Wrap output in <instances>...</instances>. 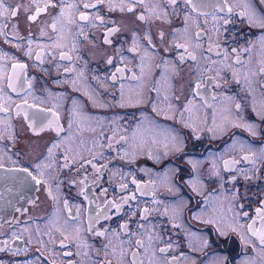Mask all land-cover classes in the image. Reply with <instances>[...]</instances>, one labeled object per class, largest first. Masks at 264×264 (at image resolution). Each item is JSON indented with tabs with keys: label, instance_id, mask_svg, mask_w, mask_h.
Masks as SVG:
<instances>
[{
	"label": "flooded vegetation",
	"instance_id": "af4514ba",
	"mask_svg": "<svg viewBox=\"0 0 264 264\" xmlns=\"http://www.w3.org/2000/svg\"><path fill=\"white\" fill-rule=\"evenodd\" d=\"M196 2L5 0L0 264H264V3Z\"/></svg>",
	"mask_w": 264,
	"mask_h": 264
},
{
	"label": "snow or ice",
	"instance_id": "6c2138e0",
	"mask_svg": "<svg viewBox=\"0 0 264 264\" xmlns=\"http://www.w3.org/2000/svg\"><path fill=\"white\" fill-rule=\"evenodd\" d=\"M176 2H177V0H169V3H172V4H175ZM184 2H185V4H187V5H191V6L193 7V10H196L197 8L200 7L199 3H197L196 0H184ZM261 2L264 3V0H261ZM216 6H218V7L220 8L221 11H224V10H225L224 3L221 2V0H217V5H216ZM19 7H20V6L18 5L17 8H11V6H6V4H5V0H0V16H4L5 13L11 11V16H12V17H16L17 14H18V9H19ZM46 7H47V6H46ZM46 7H45L44 9H41V8L37 7V8H36V14H35V15H30V16H28V19H29L30 21H34V20L36 19V15H38V14H39L40 12H42V11H45V10H46ZM68 7L71 8L72 5H69ZM84 7H85V8H88V7H94V5H88V4H85ZM27 10H28L27 7H25V11H27ZM129 10H131V9H129ZM227 11H228V12H231L232 9H231V8H228ZM202 14H205V15H206L207 13H202ZM60 15H61V16L64 15V11H63V10H61ZM241 15H243V13H241ZM139 18H140V19H144L143 16H141V17H139ZM79 19H80V20H87V19H88V16L85 15L84 13H81ZM98 19H99V18H98ZM188 19H189V18L186 16V17H185V24H187ZM214 19H215V17H214ZM225 23H227V21H225ZM261 26H264V23H262ZM51 27H52L53 29H55V28H56V24L53 23V24L51 25ZM161 35H163V34H161ZM199 35H200V34L197 33V38H199ZM109 42H110V41H108V40H107V37H106V38H105V43H109ZM177 47H183V48H185V51H187V45H177ZM211 50H212V49L209 48V51H211ZM233 51H235V50H233ZM62 55H63V54H62ZM188 55L191 57V59H193V60L196 59V56L193 55L192 53H188ZM181 59H183V56L181 57ZM109 63H111V60H109ZM17 68L23 69V68H24V65H22V64H21V65H13L14 73H13L12 76H9V77H8V81H9V83H8V87H9V88H12L13 90H15V88H16L15 80L18 79V77H17L16 74H15V69H17ZM117 71H121V70L118 69ZM262 71H264V69H262ZM21 86H22V85H21ZM199 87H202V85L197 84V88H199ZM2 90H3V89H0V91H2ZM18 107H19V106H18ZM237 107L239 108V105H237ZM2 110H4V109H3V108H0V111H2ZM33 116L35 117L36 120H40V121L46 119L45 117L41 116V114H40L39 112L34 113ZM46 126H47V127L55 126L56 128H59V125H58V123H56L55 119L48 121V124H47ZM247 127H248V130H249V131H252V126H251V125H248ZM253 135H255V132H253ZM49 152H51V149H49ZM261 152L264 153V149H261ZM245 159H249V157H245ZM227 163H228V162H225L226 165H227ZM0 167H2V165H0ZM37 168H39V165H37ZM24 171H27V170L24 169ZM37 182L39 183V181H37ZM256 212H257V215H258V216H260L262 219H264V210H262V209H260V208H257V209H256ZM244 215L246 216L247 213H244ZM121 227H124V226L122 225ZM235 230H236V229H233V231H235ZM249 231H250V232H253V234H256V230H253V228H252L251 225H249ZM222 234H223V233H222ZM98 235H104V233H98ZM259 239H260V243H261V245H264V230H262V231L259 232ZM136 243H137V245H139V246H143V242L140 241V240H137ZM160 251H161V252H164L165 249H161ZM133 255L135 256V253H134ZM136 264H140V262L137 261Z\"/></svg>",
	"mask_w": 264,
	"mask_h": 264
}]
</instances>
